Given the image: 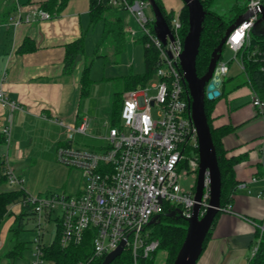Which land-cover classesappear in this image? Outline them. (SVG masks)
<instances>
[{
    "label": "built area",
    "instance_id": "1",
    "mask_svg": "<svg viewBox=\"0 0 264 264\" xmlns=\"http://www.w3.org/2000/svg\"><path fill=\"white\" fill-rule=\"evenodd\" d=\"M107 1L110 7H120L132 17L145 46L153 45L157 49L155 80L149 86L143 84L122 93L119 119L114 125L107 124L106 133L101 136L104 143L100 147L91 149L70 144L74 134L88 133L90 119L87 116H82L77 123L58 120L65 131V142L56 146L55 157L80 170L82 179L79 193L30 194L24 190L23 179L10 166L7 154L4 153L1 159L5 183L24 190L21 203L33 207L37 226L51 220L55 213L62 246L80 244L88 232L91 258L105 257L122 242V250L125 247L130 249L135 264L139 254L148 256L158 247V240L148 239L150 233L144 232L155 215L165 212L169 204L179 208L183 216L191 213L195 202L194 185L186 190L179 180L182 174L197 172L198 154L194 152L197 135L191 119L189 92L180 67L184 35L179 10L174 12L169 22L166 21L172 39L166 38L163 44L150 27L153 15L146 11L150 9L147 0ZM260 6H264V0H246L241 13L244 19L228 33L224 45L233 51L234 56L249 44L251 28L260 16ZM50 16L48 11L35 5L30 8V15L26 14L23 19L27 22ZM20 19L17 16L13 23L19 24ZM126 31L130 38L135 34L129 28ZM235 61L242 68L236 57ZM218 66L222 77L227 67L220 60ZM149 90L153 92L149 94ZM249 101L258 112L263 111L264 101L253 90L249 93ZM0 104L10 109L5 123L0 126L3 143L7 145L11 110L15 104L4 94L2 77ZM237 186L242 187L244 183L240 182ZM208 198L209 177L205 171L201 214ZM228 208V204L221 207L225 210ZM258 226L264 229L262 225ZM42 235V232H38L34 237L31 264L46 263L42 257ZM255 248L256 242L252 253Z\"/></svg>",
    "mask_w": 264,
    "mask_h": 264
},
{
    "label": "crops",
    "instance_id": "2",
    "mask_svg": "<svg viewBox=\"0 0 264 264\" xmlns=\"http://www.w3.org/2000/svg\"><path fill=\"white\" fill-rule=\"evenodd\" d=\"M43 1L0 0V77L6 98L15 104L11 110L9 141L7 145L1 144L6 147L0 148V156L7 154L10 166L23 182L24 169L19 163L28 156H40V153H50L52 149L55 154L56 146L65 142V131L58 120L77 123L82 116H87L89 127L97 128L103 122L105 130L110 124L105 122L102 106L99 103L89 105L80 92L87 36L95 25L90 24L88 0H68L50 18L24 21L25 15H30V8L40 6ZM122 12L110 15L122 18L125 31L126 28L132 29L121 16ZM17 16L21 21L15 25L13 22ZM92 32L95 34L94 29ZM98 33L100 38L102 26ZM80 37L83 38L84 53L78 54L77 59L75 56L72 67L65 70V45ZM128 38L127 43L132 42ZM26 39L25 49L20 51ZM105 40L108 46L113 45L114 53H122L127 46L125 43L116 51L113 39L106 37ZM104 55L99 49L97 56ZM124 67H128L127 73L131 72V62ZM228 70L227 67L221 78L220 93L212 110V124L232 127L222 137V143L228 155L238 158L234 165L235 179L237 184L243 182L244 186H236L229 208L221 209L215 216L210 236L195 264H246L252 254L255 229L264 218V173H260L258 167L264 123L260 112L249 101L252 90L249 84L244 80L236 82L237 74ZM241 84L247 87L246 93L243 89L234 91ZM9 111L7 106L0 104V126L5 123ZM81 135L74 134L70 144L91 149L103 144L88 143ZM5 185L2 184L1 188L7 189ZM24 190L28 192L25 187ZM79 191L80 188L75 194ZM8 210L14 216L20 205L10 204Z\"/></svg>",
    "mask_w": 264,
    "mask_h": 264
},
{
    "label": "trees",
    "instance_id": "3",
    "mask_svg": "<svg viewBox=\"0 0 264 264\" xmlns=\"http://www.w3.org/2000/svg\"><path fill=\"white\" fill-rule=\"evenodd\" d=\"M68 0H44L40 7L41 9L48 11L52 16L58 13L63 5ZM133 1V0H128ZM212 0H200L202 7L205 11L204 19L202 22V29L199 38L198 53L195 58V69L198 76L205 73L210 55L212 50L218 45L221 37L223 36L226 28L235 20V18L241 14L245 8L246 0H234L231 5V10L234 12L233 18H225L215 10H210L208 4ZM89 2V20L90 24L93 25L101 20L102 22V33L101 40L106 37H111L114 41L116 51L121 50L122 46L128 42L129 34L124 30L123 20L119 15H110V13H117L122 11L120 7H110L107 0H88ZM159 6L165 20L169 22V18L174 14L175 11H166L162 0H155ZM150 14H152L151 9ZM180 19L182 23V35L185 36L188 28L187 22V8L183 3L179 9ZM153 19L151 20L150 27L153 28ZM259 24V23H258ZM255 26L254 30L250 31V42L249 44L238 51L232 58L241 64L240 68L243 75L244 82L248 83L250 88L264 101V29ZM143 44V58H144V71L141 73H126L118 76L123 83V89L114 92L110 110V125L117 123L119 119L120 108L122 104V92L128 89L142 86L145 82L154 75L158 51L153 46H145L144 38L138 37ZM27 39L21 44L20 51L24 50V45L27 43ZM224 47V46H223ZM223 49V48H222ZM84 53L83 38L80 37L65 45L64 55V69L68 70L72 67L73 60L77 54ZM221 58V55H220ZM220 60V59H219ZM117 77V78H118ZM92 80L89 77V64H84L81 78H80V92L81 95H85L88 92L89 83ZM216 98L208 99L204 98V111L209 125L211 139L215 148L216 158L218 167L220 170V209L225 207L231 200L232 194L234 193L237 181L235 179L234 165L238 160L237 157L228 155L227 150L224 148L222 143V137L232 129L230 125L214 126L212 124V110ZM260 115L264 123V109L260 112ZM4 142V137L0 133V145ZM194 152L197 153V148H194ZM259 172L264 173V134H263V145L261 148V161L258 163ZM4 163L0 156V223L6 215H10L11 212L8 210L10 204L18 203L20 205L19 212L14 214L15 228L12 230L18 233L21 230V226L25 218L34 217V210L31 205L22 204V199L25 196L23 189H3L1 185L5 183L6 177L3 174ZM264 195V192H263ZM175 206L169 204L166 205L165 212L159 215L158 220L153 222V230L149 234L148 239H157L158 248L165 251V262L164 264H171L185 235L186 221L183 216L177 213L168 215V213L174 211ZM215 215V216H216ZM55 232L50 242L47 244L42 243V257L45 262L50 264H102L104 256L98 258H91L92 247L91 239L88 232L80 244H70L62 246L59 243V221L57 217H54ZM215 217L212 220L211 226ZM264 228V218L259 223ZM210 226V229H211ZM210 229L208 230L205 239L203 241V248L210 236ZM256 242V248L249 257L246 264H264V229L261 230L259 226L254 232V243ZM24 244L20 241H16L12 248L7 251L6 255L11 258H18L22 255V249ZM253 248V247H252ZM0 264H12L10 262ZM109 264H134L130 249L125 247ZM135 264H152V253L148 256L139 254L136 257Z\"/></svg>",
    "mask_w": 264,
    "mask_h": 264
},
{
    "label": "rangeland",
    "instance_id": "4",
    "mask_svg": "<svg viewBox=\"0 0 264 264\" xmlns=\"http://www.w3.org/2000/svg\"><path fill=\"white\" fill-rule=\"evenodd\" d=\"M162 2L166 11H177L183 4L182 0H162ZM233 2L234 0H212L208 4V7L210 10H215L220 13L225 18H233L235 15L233 10H231ZM146 11L150 14L149 9ZM121 16L128 21V24L135 32L134 35H131L132 42L127 43L128 47L125 46L122 53H114L113 45L108 46L106 40L104 41L99 38L98 29H101V20L95 23V28L93 27L89 30L88 40L85 46V63L89 64V77L92 81L89 83L88 92L84 97L88 100L89 105L91 103H99L102 106L100 109L105 112L106 124L109 122L113 94L123 89V83L117 76L129 71L128 67L126 68L124 66L127 65V62H131L130 71L132 73H141L144 71L143 44L141 41L136 40L140 36L139 29L134 20L128 17L125 11L121 13ZM258 27L264 29V21H261ZM93 29L95 34L92 32ZM97 40L99 41L98 44L96 43ZM95 48L96 50H94ZM99 49L105 54L104 56H97ZM233 56V51L224 45L220 61L225 63L229 69V73L237 74L236 82H240L243 80V75L236 65L235 60L232 59ZM154 80L152 76L145 82V86H149ZM231 85H234V83ZM241 89L245 93L247 92V87L244 84L235 88L234 91ZM152 92V90L148 91L149 94ZM105 133V124L101 122L97 128L89 127L88 133L82 134L81 136L84 137L86 142L99 145L104 143V141L98 136H104ZM1 147L5 148L6 146L0 145ZM54 156V150L52 149L50 153H43V155L40 153V156H28V159L19 163L20 168L24 169L22 171L24 178L23 186L29 193L43 195L45 193L63 192L73 195L81 187L82 176L80 170L58 161ZM195 178L196 173L192 174L189 172L182 174L179 183L184 189L188 190L194 185ZM5 187L7 189L17 188L8 184ZM54 216L55 213L52 214L51 220L39 226H37L34 217L25 218L21 230L14 234L12 230L16 225L13 220L14 217L11 214L6 215L0 223V263L31 264L35 245L33 241L34 237L38 232H42V243L47 244L51 241L55 232ZM152 230L153 226L150 224L145 227L144 232L150 233ZM16 241L22 242L25 247L22 249V255L20 257L11 258L6 253ZM165 256L166 253L163 249H156L152 253V264H164ZM45 264L50 263L48 261Z\"/></svg>",
    "mask_w": 264,
    "mask_h": 264
},
{
    "label": "water",
    "instance_id": "5",
    "mask_svg": "<svg viewBox=\"0 0 264 264\" xmlns=\"http://www.w3.org/2000/svg\"><path fill=\"white\" fill-rule=\"evenodd\" d=\"M147 1L153 15L154 33L164 44L166 38L172 39L167 22L155 0ZM182 2L187 8L188 28L183 38V47L179 60L184 81L189 92L191 119L196 128L198 168L193 194L195 202L192 206L190 215L183 216L179 208L168 213V215L177 213L183 216L187 223L183 241L171 264H195L203 249V241L210 229L212 220L220 208V170L204 111V98L212 99L217 97L220 93L219 88L222 80L219 74L220 68L218 63L222 48L228 33L235 25L239 24L244 19V15L239 14L226 28L220 42L211 52L205 73L198 76L195 69V58L198 53L199 38L205 11L200 0H182ZM259 10L260 16L251 30H254L258 23L264 21V6H260ZM77 58H79L78 54L75 59ZM205 171H207L209 177V198L207 206L201 214L200 202L202 199ZM158 218L159 215H155L149 221V224H152L158 220ZM122 247L123 243L121 242L115 250H112L104 257L102 264H109L122 251Z\"/></svg>",
    "mask_w": 264,
    "mask_h": 264
}]
</instances>
